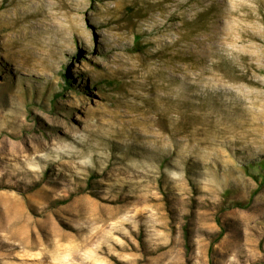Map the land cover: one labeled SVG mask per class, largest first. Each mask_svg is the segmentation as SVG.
I'll list each match as a JSON object with an SVG mask.
<instances>
[{"label": "rangeland", "instance_id": "obj_1", "mask_svg": "<svg viewBox=\"0 0 264 264\" xmlns=\"http://www.w3.org/2000/svg\"><path fill=\"white\" fill-rule=\"evenodd\" d=\"M263 161L264 0H0V264H264Z\"/></svg>", "mask_w": 264, "mask_h": 264}, {"label": "bare ground", "instance_id": "obj_2", "mask_svg": "<svg viewBox=\"0 0 264 264\" xmlns=\"http://www.w3.org/2000/svg\"><path fill=\"white\" fill-rule=\"evenodd\" d=\"M3 208V207H2ZM252 216V215H251ZM253 217V216H252ZM23 226V225H22ZM26 228V227H25ZM19 230H20V228H19ZM21 231V230H20ZM19 231V232H20ZM22 232V231H21ZM24 232H25V229H24ZM57 236V235H56ZM93 237V236H92ZM97 237V236H96ZM92 241V240H91ZM23 242H25L24 240H23ZM80 242V241H79ZM27 243V242H26ZM24 244V247H29V245L28 244ZM57 243V242H56ZM89 243V242H88ZM84 244H86L87 245V243H84ZM34 245V244H33ZM78 245H80V243L78 244ZM89 245V244H88ZM22 246V245H21ZM73 246H75V245H73ZM23 247V246H22ZM34 247V246H33ZM60 247H61V245H60ZM60 247H58V246H55V248H54V252H56V254H57V256L59 255H62V254H64L65 256H66V254H68V253H70L69 255H72V257H74L75 258V253H74V251L71 249V250H68L69 248L68 247H66V248H68V249H62V248H60ZM81 247V246H80ZM74 248V247H73ZM78 248H79V246H78ZM82 248H84V247H82ZM75 249V248H74ZM42 250V249H41ZM44 250V249H43ZM78 250V249H77ZM83 250V249H82ZM42 252V251H41ZM85 252V251H84ZM26 254V253H25ZM30 254V253H29ZM39 254H41L40 252H39ZM44 254V253H43ZM51 254V253H50ZM49 254V255H50ZM55 254V253H54ZM55 254V255H56ZM31 255V254H30ZM34 255V254H33ZM27 256V255H26ZM47 256V255H46ZM28 257V256H27ZM26 257V258H27ZM48 257V256H47ZM54 257H56V256H54ZM53 257V258H54ZM63 257V256H62ZM61 258V257H60ZM60 258H59V262H60ZM64 258V257H63ZM43 259V258H42ZM55 259V258H54ZM54 259H52L53 261H54ZM56 259H58V258H56ZM41 260V259H40ZM61 260H63V259H61ZM58 261V260H57ZM56 261V262H57ZM62 262V261H61ZM36 264H40V261H37L36 262Z\"/></svg>", "mask_w": 264, "mask_h": 264}, {"label": "trees", "instance_id": "obj_3", "mask_svg": "<svg viewBox=\"0 0 264 264\" xmlns=\"http://www.w3.org/2000/svg\"><path fill=\"white\" fill-rule=\"evenodd\" d=\"M64 77V80L65 81H67V83H69L68 84V86L67 87H69L70 85H71V81L69 80L68 81V79H67V77L66 76H63ZM109 85H111V83L109 82ZM259 167V175L258 176H255L256 178V180L257 181H259V180H261V181H263L264 182V161L263 162H261V164L258 166ZM222 234V233H221Z\"/></svg>", "mask_w": 264, "mask_h": 264}]
</instances>
